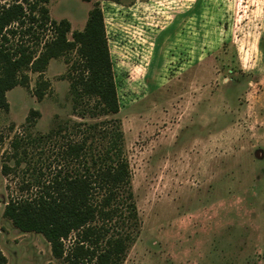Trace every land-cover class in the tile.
<instances>
[{
	"label": "rangeland",
	"instance_id": "1",
	"mask_svg": "<svg viewBox=\"0 0 264 264\" xmlns=\"http://www.w3.org/2000/svg\"><path fill=\"white\" fill-rule=\"evenodd\" d=\"M103 14L137 209L122 264H264V0H49L82 31ZM64 58L49 62L42 101L28 87L0 111V251L6 264H62L37 233L3 217L19 187L48 180L72 132L39 137L72 115ZM31 110L40 116L27 126ZM69 124V123H68ZM70 133V134H69ZM17 136L26 155L7 159ZM20 165L17 166L16 162ZM10 168L7 177L1 166Z\"/></svg>",
	"mask_w": 264,
	"mask_h": 264
},
{
	"label": "trees",
	"instance_id": "2",
	"mask_svg": "<svg viewBox=\"0 0 264 264\" xmlns=\"http://www.w3.org/2000/svg\"><path fill=\"white\" fill-rule=\"evenodd\" d=\"M48 3L0 0V111L9 109L8 91L28 87V73H38L33 93L42 101L49 85L44 71L51 60L64 58L63 79L79 120L38 138L50 140L69 129L73 134L58 149L49 179L22 182L19 189L30 195L9 198L3 217L21 232L40 234L62 264H122L137 231V209L103 14L94 3L83 30L69 39L70 23L50 19ZM39 116L31 110L25 123L32 125ZM10 150L7 159L26 155L17 136ZM9 172L3 164L1 174ZM0 264H6L1 251Z\"/></svg>",
	"mask_w": 264,
	"mask_h": 264
}]
</instances>
